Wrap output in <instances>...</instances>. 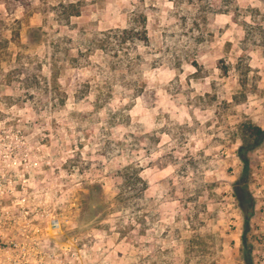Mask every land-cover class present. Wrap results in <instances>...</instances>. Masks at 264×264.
<instances>
[{"label": "rangeland", "instance_id": "374dc122", "mask_svg": "<svg viewBox=\"0 0 264 264\" xmlns=\"http://www.w3.org/2000/svg\"><path fill=\"white\" fill-rule=\"evenodd\" d=\"M212 1L0 0L34 264H264V0ZM141 13L148 40L101 44Z\"/></svg>", "mask_w": 264, "mask_h": 264}, {"label": "built area", "instance_id": "2783aa9c", "mask_svg": "<svg viewBox=\"0 0 264 264\" xmlns=\"http://www.w3.org/2000/svg\"><path fill=\"white\" fill-rule=\"evenodd\" d=\"M34 193L30 178L18 169V157L12 152L0 155V264H34L35 259L45 258L37 256V240L30 233ZM66 254V249L58 254L63 264Z\"/></svg>", "mask_w": 264, "mask_h": 264}, {"label": "trees", "instance_id": "16d2710c", "mask_svg": "<svg viewBox=\"0 0 264 264\" xmlns=\"http://www.w3.org/2000/svg\"><path fill=\"white\" fill-rule=\"evenodd\" d=\"M173 3L176 5H179L181 3H186V4H198V8L201 12V14L206 15V13L210 11H216V2L212 0H207V1H201V0H188V1H182V0H173ZM221 9H223L225 12L230 11L232 8H237L238 4L236 0H224L223 3L221 2L220 4ZM149 15L146 13H141L139 15H135L133 18V21H130L131 25L127 27H123L121 25H117L114 28L108 29L105 34V39L100 40L102 45H110V42L115 41V46H113L114 50L122 51L125 48V45L127 42L135 39H145L148 40V27H147V22H148V17ZM133 22V23H132ZM139 23L141 24L140 28L138 26H135L133 24ZM108 33V34H107ZM112 49V48H111ZM112 49V50H113ZM119 56V54H115ZM114 69H118L117 65L114 66ZM256 135L262 134L264 130L261 128H255ZM245 162H248L247 158H243ZM138 178H140L139 173L136 174Z\"/></svg>", "mask_w": 264, "mask_h": 264}]
</instances>
